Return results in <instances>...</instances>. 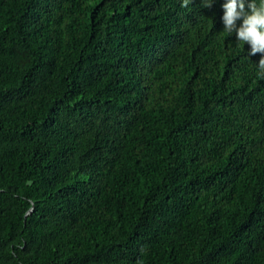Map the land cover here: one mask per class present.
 <instances>
[{"label":"trees","instance_id":"16d2710c","mask_svg":"<svg viewBox=\"0 0 264 264\" xmlns=\"http://www.w3.org/2000/svg\"><path fill=\"white\" fill-rule=\"evenodd\" d=\"M0 0V264H264V75L222 0Z\"/></svg>","mask_w":264,"mask_h":264},{"label":"clouds","instance_id":"9594fccd","mask_svg":"<svg viewBox=\"0 0 264 264\" xmlns=\"http://www.w3.org/2000/svg\"><path fill=\"white\" fill-rule=\"evenodd\" d=\"M190 0H184L187 6ZM202 8L210 9L216 0H200ZM219 20L222 31L248 45L249 57L260 54L258 67L264 75V0H222Z\"/></svg>","mask_w":264,"mask_h":264}]
</instances>
